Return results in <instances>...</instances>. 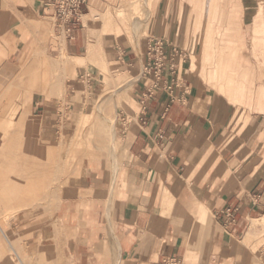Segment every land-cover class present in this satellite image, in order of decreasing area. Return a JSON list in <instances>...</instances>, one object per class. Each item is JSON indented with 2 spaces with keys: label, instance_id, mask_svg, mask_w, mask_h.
<instances>
[{
  "label": "crops",
  "instance_id": "1",
  "mask_svg": "<svg viewBox=\"0 0 264 264\" xmlns=\"http://www.w3.org/2000/svg\"><path fill=\"white\" fill-rule=\"evenodd\" d=\"M134 1L88 0L81 17ZM190 1L165 0L154 37L184 50L191 17L204 15ZM203 1L221 21L211 60L205 73L179 63L167 77L174 101L160 90L142 111L137 56L120 58L136 78L134 111L118 130L123 153L112 186L105 171L87 169L63 201L62 264H264V0ZM53 15L45 0H0V50L12 59L27 39L11 28L23 23L32 38ZM218 64L231 69L214 74Z\"/></svg>",
  "mask_w": 264,
  "mask_h": 264
},
{
  "label": "rangeland",
  "instance_id": "2",
  "mask_svg": "<svg viewBox=\"0 0 264 264\" xmlns=\"http://www.w3.org/2000/svg\"><path fill=\"white\" fill-rule=\"evenodd\" d=\"M166 2L171 6L173 4V0ZM166 2L136 0L80 17L72 42L57 32L54 19L38 20L32 30V33L35 32L32 38L23 23L11 28L10 33L26 35L23 36L27 42L12 59L0 50V108L5 107L3 119H0V145L13 137V129L23 117L25 123L32 126L17 129L16 153L23 157H35L38 163L42 161L44 169L48 170V185L45 189L37 188L17 196L6 193L4 187L12 185H9L10 179L15 173H18L20 183L26 178L19 172L22 163L14 168V158H10L7 164L0 155V180L3 182L0 185V240L4 241H0V264H62L63 228L59 218L63 201L68 199L87 169L105 171L109 183L113 185V176L123 153L118 134L121 115L131 116L134 111L132 93L136 81L135 76L120 63V58L134 53L141 70L146 41L155 36L162 18L160 11L165 8ZM186 3L192 5L190 0ZM201 4L204 5V15L191 17L193 21L189 33L185 34L186 46L183 50L186 58L181 62L188 59L194 70L205 73L206 62L211 60L209 41L216 34L212 33V29L221 21H217L220 16L212 15L216 5L198 0L194 7ZM184 18L188 27L190 17ZM232 19L229 18L230 21ZM135 20L138 22L136 33L133 32ZM199 25L203 29L208 26L207 31L201 30ZM61 43L65 44L69 69L59 62ZM73 44L76 50L70 53L69 46ZM230 69V64H218L213 73H224ZM263 105H260L261 110ZM106 118L110 120L107 129L112 128L113 131L102 140L96 134L107 132ZM36 143L43 150L42 156L31 151ZM47 167L51 168V172ZM25 188L20 187L21 190ZM21 200H24L23 203ZM260 227L264 236V225L261 223ZM15 239L18 241L15 242Z\"/></svg>",
  "mask_w": 264,
  "mask_h": 264
},
{
  "label": "built area",
  "instance_id": "3",
  "mask_svg": "<svg viewBox=\"0 0 264 264\" xmlns=\"http://www.w3.org/2000/svg\"><path fill=\"white\" fill-rule=\"evenodd\" d=\"M88 0H45L46 5H51L54 10L56 30L68 39H72L74 32L79 25L81 11L80 7ZM186 58V53L171 45L163 38H148L146 51L141 65L140 77L146 81L144 89L140 94L139 103L142 111L146 110L149 100L158 91L162 90L169 94L172 101V88L175 83H170L167 77H176L179 63ZM264 117V114H263ZM228 216L231 214L226 211ZM160 264H181L177 259L167 258Z\"/></svg>",
  "mask_w": 264,
  "mask_h": 264
},
{
  "label": "bare ground",
  "instance_id": "4",
  "mask_svg": "<svg viewBox=\"0 0 264 264\" xmlns=\"http://www.w3.org/2000/svg\"><path fill=\"white\" fill-rule=\"evenodd\" d=\"M209 7V6H208ZM216 12H217V10L215 9L214 10V13H212V15H216ZM130 18V17H129ZM230 19L231 18H234V16H231L230 15V17H229ZM90 22V21H89ZM87 24V23H86ZM116 24V23H115ZM117 25V24H116ZM138 27V22H137V20H135V22H134V24H133V32L134 33H136V31H137V28ZM91 51V50H90ZM59 56H60V58H59V62L60 63H62V65H63V67L65 68V69H69L70 68V65H69V63H68V61H67V57H68V55H67V53H66V48H65V44L64 43H61V47H60V51H59ZM11 98H9V100H10ZM9 100H8V103H9ZM11 101V100H10ZM13 104V103H12ZM8 105V104H7ZM264 106V105H263ZM3 109H5V107H1L0 108V119L2 118V116H3ZM27 118V117H26ZM3 119V118H2ZM29 121V120H28ZM105 121V129L107 130V132L105 131V132H103L102 130V132H100V133H98V134H96V136L98 137V138H100V139H105V138H107V135L109 134V132L110 131H113V129L112 128H110V130L109 129H107V127L109 126L108 124L110 123V120L109 119H105L104 120ZM28 126H32L30 123L29 124H26L25 123V121H24V118L22 117L19 121H18V123H17V127H16V129L14 130L13 129V137H11L10 139H8V140H6V141H4L5 143L4 144H1L0 146V155H2L3 157H4V160H5V162H7V164L9 163L8 161H10V158H14L15 160V163H14V168H17L18 167V165L19 164H23V165H20V167L22 168L21 170H19V172H21V174L23 175V177L24 178H26V180H24V181H22V183H20L21 181H20V179H19V177L17 176V174L18 173H15V175H14V177H12L11 179H10V184L9 185H11L10 187L9 186H7V187H4V191L6 192V193H10V194H13L14 196H17V194H23V193H28V192H33L34 190H37V188L39 189L40 188V190H42V189H45V188H47L46 187V185H48V179H47V171L44 169V164L42 165L41 164V162H37L35 159V157H33V158H31V157H23V155H19V154H17L16 153V149H17V145H18V143H17V138H16V133H18V130L17 129H21V128H26V127H28ZM108 133V134H107ZM81 134V133H80ZM114 134H112V136H113ZM81 136V135H80ZM113 138H114V136H113ZM43 147V146H42ZM46 147V146H45ZM52 148H53V146H52ZM51 148V149H52ZM47 149V148H46ZM45 149V150H46ZM26 150V149H25ZM54 150H56V149H54ZM31 151L32 152H35V154H40L41 155V153L43 152V150L41 149V147L39 146V144L38 143H36V145L34 146V147H32L31 148ZM43 154V153H42ZM53 154V153H52ZM48 155V154H47ZM25 156V155H24ZM42 156V155H41ZM49 156V155H48ZM55 156H56V154H55ZM43 157H44V155H43ZM57 157H59V156H57ZM62 157V156H61ZM35 158V159H34ZM41 159H42V157H40ZM39 159V158H38ZM37 159V160H38ZM40 160V159H39ZM44 160H45V157H44ZM13 161V162H14ZM52 161V160H51ZM51 161H50V163H51ZM61 161H62V159H61ZM4 162V161H3ZM46 162V161H45ZM63 162V161H62ZM68 162V161H67ZM49 163V164H50ZM64 163H66V162H64ZM58 164V163H57ZM45 165H47V163H45ZM51 165V164H50ZM56 166V165H55ZM55 166H54V168H55ZM64 166V165H63ZM46 167V166H45ZM49 167V166H48ZM47 167V168H48ZM59 167V166H58ZM64 168V167H63ZM49 169V171H50V169L51 168H48ZM53 171H54V169H52ZM64 170V169H63ZM44 171H46V172H44ZM51 172V171H50ZM55 172V171H54ZM53 172V173H54ZM47 173V174H46ZM59 173H60V170H59ZM55 174V173H54ZM54 176V175H53ZM59 177V176H58ZM49 178H50V176H49ZM54 178V177H53ZM60 178V177H59ZM58 179V178H57ZM54 180V179H53ZM59 180V179H58ZM57 180V181H58ZM1 183H3L1 180H0V185H1ZM20 183V184H19ZM21 185H23V186H21ZM53 186V185H52ZM1 187V186H0ZM20 187H26L24 190H21L20 189ZM20 189V190H19ZM52 189H53V187H52ZM44 191V190H43ZM46 191V190H45ZM49 193V192H48ZM1 195V194H0ZM22 197V196H21ZM48 197V196H47ZM10 198V197H9ZM8 198V199H9ZM16 198V197H15ZM24 198V197H23ZM40 198V197H39ZM11 199V198H10ZM16 199H18V198H16ZM15 199V200H16ZM25 199V198H24ZM41 199V198H40ZM27 200V199H26ZM6 201V200H5ZM12 201V200H11ZM13 201H14V199H13ZM22 201V200H21ZM24 201V200H23ZM23 201L21 202V203H23ZM32 202V201H31ZM27 203V202H26ZM30 203V202H29ZM29 203L27 204V205H29ZM38 203H40V202H38ZM35 204H36V202H35ZM15 205H16V203H15ZM34 205V204H33ZM4 206V205H3ZM12 206V205H11ZM21 206H23V205H21ZM30 206V205H29ZM43 206V205H42ZM5 207V206H4ZM12 207H14V206H12ZM19 207V206H18ZM32 207H34V206H32ZM32 207H31V209H32ZM40 207V206H39ZM24 208V207H23ZM28 208V207H27ZM30 208V207H29ZM16 209H17V207H16ZM34 209V208H33ZM36 209V208H35ZM43 209V208H42ZM47 209V208H46ZM2 210V209H1ZM12 210V209H11ZM15 210V209H14ZM33 211V210H32ZM22 212V211H21ZM35 213V212H34ZM39 213V212H38ZM37 213V215H39V214H41V213H39L38 214ZM1 215V214H0ZM16 215V214H15ZM3 217V216H2ZM8 217H10V216H8ZM15 218V217H14ZM6 220V219H5ZM41 220V219H40ZM29 221V220H28ZM5 222H9V221H5ZM10 222H12V221H10ZM31 222V221H30ZM25 223V222H24ZM38 223V222H37ZM261 223H262V225H264V218L261 220ZM8 224H10V223H8ZM7 224V225H8ZM36 224V223H35ZM37 226V225H36ZM35 227V226H34ZM11 229V228H10ZM41 230V229H40ZM2 232V231H1ZM3 233V232H2ZM8 233H9V231H8ZM10 234V233H9ZM16 234H18V233H16ZM6 235H7V233H6ZM8 236V235H7ZM248 236H250V235H248ZM247 236V237H248ZM19 237V236H18ZM9 238V237H8ZM7 238V239H8ZM16 240V239H15ZM19 240H20V238H19ZM1 242H4V241H2V240H0ZM8 241V240H7ZM18 240H16L15 242H17ZM14 242V243H15ZM22 243V242H21ZM242 243V242H241ZM1 244V243H0ZM21 245V244H20ZM18 246V247H21V246ZM22 247H23V245H22ZM16 248V247H15ZM4 249V248H3ZM5 250V249H4ZM9 250V249H8ZM23 251V250H22ZM5 252H6V250H5ZM24 252V251H23ZM8 253V252H7ZM10 253V252H9ZM27 253V252H26ZM21 254H23L22 252H21ZM6 256V255H5ZM10 256V255H9ZM20 256V255H19ZM23 256H21L20 258H22ZM5 258V257H4ZM24 258V257H23ZM26 258V257H25ZM24 258V259H25ZM8 259H9V257H8ZM28 258H26V260H27ZM2 261V260H1ZM5 261V260H4ZM15 261V260H14ZM25 261V260H24ZM23 261V262H24ZM3 262V261H2ZM8 262V261H7ZM10 263V262H9ZM15 263V262H14ZM13 263V264H14ZM7 264V263H6ZM12 264V263H11ZM30 264H31V262H30Z\"/></svg>",
  "mask_w": 264,
  "mask_h": 264
}]
</instances>
